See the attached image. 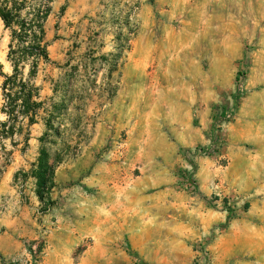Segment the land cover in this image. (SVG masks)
Wrapping results in <instances>:
<instances>
[{
  "label": "rangeland",
  "instance_id": "1",
  "mask_svg": "<svg viewBox=\"0 0 264 264\" xmlns=\"http://www.w3.org/2000/svg\"><path fill=\"white\" fill-rule=\"evenodd\" d=\"M54 10L59 68L44 67L37 86L76 69L98 95L87 139L65 153L43 202L32 177L43 122L28 147L26 130L0 136V264H264V0H57ZM9 44L0 20L7 75ZM47 149L57 159L63 148Z\"/></svg>",
  "mask_w": 264,
  "mask_h": 264
},
{
  "label": "trees",
  "instance_id": "2",
  "mask_svg": "<svg viewBox=\"0 0 264 264\" xmlns=\"http://www.w3.org/2000/svg\"><path fill=\"white\" fill-rule=\"evenodd\" d=\"M56 2L0 0V19L10 36L7 60L13 68V73L7 75L2 72L0 65V76L4 79L1 113L7 117L6 121H0V136L2 139H13L26 130L28 133L23 142L28 147L32 126L43 122L45 133L39 139L40 157L37 164H32V177L36 180L37 196L42 202L51 194L55 168L63 162L65 153L72 150L79 152L83 141L87 139L82 123L88 106L98 95L97 86L91 77L78 75L76 69H72L65 77L43 78L42 85L36 84L44 67L59 68L50 53L52 43L58 39L56 33L51 36L50 27ZM65 11L66 7L61 6V15ZM53 28L56 29V26ZM127 40L124 37V42ZM107 63L111 66L108 75L111 78L119 63V55H116L112 64L110 61ZM27 68L29 71L25 77ZM45 83H50L51 97L42 95ZM78 83L80 86H77L76 95L69 96V92L74 91L72 87ZM102 91L105 92L104 89ZM12 143L16 145L14 141ZM47 146L59 150L62 147L59 158L52 159Z\"/></svg>",
  "mask_w": 264,
  "mask_h": 264
},
{
  "label": "crops",
  "instance_id": "3",
  "mask_svg": "<svg viewBox=\"0 0 264 264\" xmlns=\"http://www.w3.org/2000/svg\"><path fill=\"white\" fill-rule=\"evenodd\" d=\"M1 20V19H0Z\"/></svg>",
  "mask_w": 264,
  "mask_h": 264
}]
</instances>
